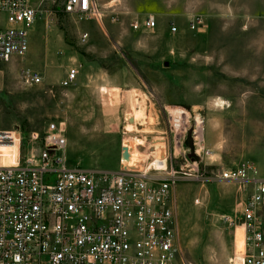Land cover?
Instances as JSON below:
<instances>
[{
    "label": "rangeland",
    "instance_id": "rangeland-1",
    "mask_svg": "<svg viewBox=\"0 0 264 264\" xmlns=\"http://www.w3.org/2000/svg\"><path fill=\"white\" fill-rule=\"evenodd\" d=\"M30 1L40 15L28 51L0 62V129L27 139L62 121L73 166L159 177L173 170L178 264H229L243 247L254 182L220 173L252 162L264 179V0H96L102 21L64 13L66 0ZM144 15L156 26L132 30ZM71 68L76 80L64 87ZM28 73L40 82L26 83ZM179 107L188 121L177 149ZM194 118L202 120L199 148ZM163 156L167 171L154 173L151 162ZM256 217L264 233V208Z\"/></svg>",
    "mask_w": 264,
    "mask_h": 264
},
{
    "label": "built area",
    "instance_id": "built-area-1",
    "mask_svg": "<svg viewBox=\"0 0 264 264\" xmlns=\"http://www.w3.org/2000/svg\"><path fill=\"white\" fill-rule=\"evenodd\" d=\"M63 12L96 21L104 18L96 0H66ZM39 15L30 0H0V62L27 53L28 29ZM117 20L112 15L111 21ZM156 24L152 15H144L130 27L150 30ZM195 24L201 21H191L190 28ZM76 77L77 70L69 69L61 85L70 86ZM25 82L37 84L40 77L28 73ZM174 112L182 127L174 139L180 149L188 112L183 107ZM193 121L192 145L199 148L202 120ZM1 146L7 151L0 150V264H178L171 194L176 175L167 171L165 156L153 160L164 165H152V171H167L166 177L73 166L67 157L65 125L54 120L27 139L19 129H0ZM256 175L252 162L220 173L224 180L254 182L242 210L243 247L234 251L229 264H264V233L256 217L264 208V179Z\"/></svg>",
    "mask_w": 264,
    "mask_h": 264
},
{
    "label": "bare ground",
    "instance_id": "bare-ground-1",
    "mask_svg": "<svg viewBox=\"0 0 264 264\" xmlns=\"http://www.w3.org/2000/svg\"><path fill=\"white\" fill-rule=\"evenodd\" d=\"M135 101L137 102V100H135ZM134 105H135V104H134ZM134 105H133V106H134ZM134 107H135V106H134ZM133 109H134V108H133ZM134 111H135V110H134ZM136 111H137V110H136ZM125 131H127V132L132 131V130H131V127L129 126L128 128H126ZM1 147H5V146H1ZM1 147H0V148H1ZM127 150H128V149H127ZM128 153H130V152L128 151ZM132 160H133V159H132ZM133 162H134V165L137 166V163H138V162H137L135 159H134ZM139 163H140V162H139ZM151 165H154L155 167H158L159 169H162L164 164H163V162H161V161H159V160H155V161L152 162ZM134 167H135V166H134Z\"/></svg>",
    "mask_w": 264,
    "mask_h": 264
},
{
    "label": "crops",
    "instance_id": "crops-1",
    "mask_svg": "<svg viewBox=\"0 0 264 264\" xmlns=\"http://www.w3.org/2000/svg\"><path fill=\"white\" fill-rule=\"evenodd\" d=\"M31 2V1H30ZM32 4V3H31ZM33 5V4H32ZM34 6V5H33ZM37 21V20H36ZM171 34H174V33H171ZM261 179H263V178H261Z\"/></svg>",
    "mask_w": 264,
    "mask_h": 264
}]
</instances>
